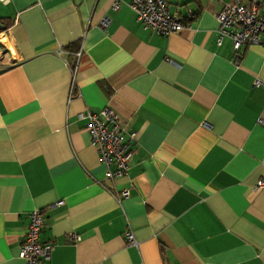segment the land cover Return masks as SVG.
<instances>
[{
    "label": "crops",
    "instance_id": "obj_1",
    "mask_svg": "<svg viewBox=\"0 0 264 264\" xmlns=\"http://www.w3.org/2000/svg\"><path fill=\"white\" fill-rule=\"evenodd\" d=\"M113 1L0 3V264H23L33 210L43 264H264V47L233 61L231 0H170L186 28L169 36ZM105 108L137 136L113 180L78 117Z\"/></svg>",
    "mask_w": 264,
    "mask_h": 264
},
{
    "label": "built area",
    "instance_id": "obj_2",
    "mask_svg": "<svg viewBox=\"0 0 264 264\" xmlns=\"http://www.w3.org/2000/svg\"><path fill=\"white\" fill-rule=\"evenodd\" d=\"M9 0H0L6 4ZM170 0H131L129 8L135 14V20L145 31H150L158 36L178 34L186 28L184 20L177 14H169L167 5ZM114 11L120 8L118 0H114L111 7ZM190 15V12H188ZM218 22L219 41L227 37L231 41L232 58L235 63L241 59V50L247 46L264 47V12L258 13V3L250 0L245 4L240 0H231L222 6L216 16ZM107 19L100 22V27L105 28ZM80 52L74 54L71 72L74 74ZM258 85V83H256ZM86 119V132L89 135V145L96 151L100 162L105 166L104 178L113 180L123 177L130 165L132 154L136 147V134H126L122 122L117 114L105 108L98 114L82 113L78 116ZM256 189L264 188V182L259 181ZM128 197V191L123 190L114 199L119 203ZM62 205L58 202L56 206ZM28 225L24 232L22 243L19 245L18 257L23 264H43L49 260L50 245L39 243V232L44 227L42 211L33 210L28 216ZM126 244L134 245L135 241L130 230L123 232ZM73 242L80 238L73 233L68 234Z\"/></svg>",
    "mask_w": 264,
    "mask_h": 264
},
{
    "label": "trees",
    "instance_id": "obj_3",
    "mask_svg": "<svg viewBox=\"0 0 264 264\" xmlns=\"http://www.w3.org/2000/svg\"><path fill=\"white\" fill-rule=\"evenodd\" d=\"M68 49H69V50H70V49L72 50V49H73V47H68ZM69 52H70V51H69Z\"/></svg>",
    "mask_w": 264,
    "mask_h": 264
}]
</instances>
